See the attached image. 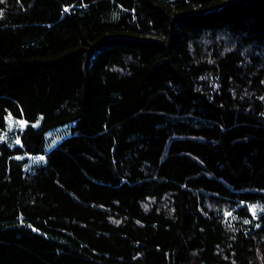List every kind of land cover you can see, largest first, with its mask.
<instances>
[{"label": "trees", "instance_id": "obj_1", "mask_svg": "<svg viewBox=\"0 0 264 264\" xmlns=\"http://www.w3.org/2000/svg\"><path fill=\"white\" fill-rule=\"evenodd\" d=\"M10 116L0 264H264V0H0Z\"/></svg>", "mask_w": 264, "mask_h": 264}, {"label": "rangeland", "instance_id": "obj_2", "mask_svg": "<svg viewBox=\"0 0 264 264\" xmlns=\"http://www.w3.org/2000/svg\"><path fill=\"white\" fill-rule=\"evenodd\" d=\"M64 126L65 125L60 126L59 128L64 127ZM59 128H57V129H59ZM8 129L9 130H16L17 129V121L12 116H10L9 119H8V128L7 129H0V141L2 139L4 140V138L6 137V134H9L8 133ZM57 129H55V130H57ZM13 132H15V131H13ZM50 132L48 133V135L50 134ZM60 140H61V137L60 138L58 137V138H55V139H50V142H49L50 145L49 144L48 145L49 146H53V145L57 144Z\"/></svg>", "mask_w": 264, "mask_h": 264}, {"label": "snow or ice", "instance_id": "obj_3", "mask_svg": "<svg viewBox=\"0 0 264 264\" xmlns=\"http://www.w3.org/2000/svg\"><path fill=\"white\" fill-rule=\"evenodd\" d=\"M66 11H67V9H66ZM252 211H253V216H255V214H256L255 213V206L252 207ZM225 216H231V213L230 212L229 213H225Z\"/></svg>", "mask_w": 264, "mask_h": 264}]
</instances>
